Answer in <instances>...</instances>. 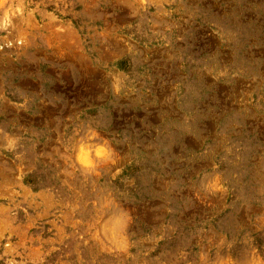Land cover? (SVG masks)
<instances>
[{
  "label": "rangeland",
  "instance_id": "1",
  "mask_svg": "<svg viewBox=\"0 0 264 264\" xmlns=\"http://www.w3.org/2000/svg\"><path fill=\"white\" fill-rule=\"evenodd\" d=\"M0 264H264V0H0Z\"/></svg>",
  "mask_w": 264,
  "mask_h": 264
},
{
  "label": "crops",
  "instance_id": "2",
  "mask_svg": "<svg viewBox=\"0 0 264 264\" xmlns=\"http://www.w3.org/2000/svg\"><path fill=\"white\" fill-rule=\"evenodd\" d=\"M148 39H149V41H148ZM144 40H147V42L145 43V45H149V44H151V45H154L153 44V41L155 40V37L154 36H148V37H146ZM130 58H131V62H133V64H134V67H132L133 69L132 70H127V71H124V78H127V79H138L139 78V75H140V73H141V71H140V69H141V67L137 64V63H134V61L136 60H138V57H135V56H130ZM135 61V62H136ZM120 65H122V61H117L116 62V64H113V66H114V68H118V67H120ZM123 72V70H120V72ZM118 75H119V73H117ZM105 110V108L104 107H101V109H98V111L96 112V114H98V116L100 117L101 116V118H102V112ZM88 114V113H87ZM86 116V115H85ZM105 120H106V118H105V116L102 118V121H104V123H105ZM90 121H93V120H91V119H89L88 120V123H92L93 124V127H95V124H94V121L93 122H90Z\"/></svg>",
  "mask_w": 264,
  "mask_h": 264
}]
</instances>
